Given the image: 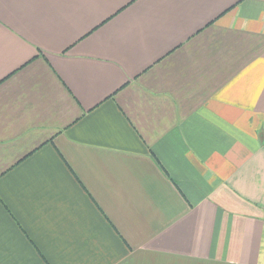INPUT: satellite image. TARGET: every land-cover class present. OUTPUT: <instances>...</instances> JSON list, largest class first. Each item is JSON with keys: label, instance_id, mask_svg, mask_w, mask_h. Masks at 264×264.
Returning <instances> with one entry per match:
<instances>
[{"label": "crops", "instance_id": "0c3cea01", "mask_svg": "<svg viewBox=\"0 0 264 264\" xmlns=\"http://www.w3.org/2000/svg\"><path fill=\"white\" fill-rule=\"evenodd\" d=\"M0 264H264V0H0Z\"/></svg>", "mask_w": 264, "mask_h": 264}]
</instances>
